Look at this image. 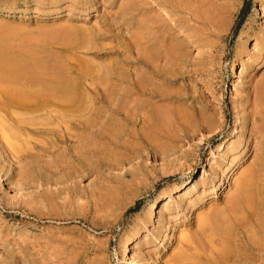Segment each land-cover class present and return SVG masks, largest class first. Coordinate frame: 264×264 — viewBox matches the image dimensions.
<instances>
[{
    "label": "rangeland",
    "instance_id": "374dc122",
    "mask_svg": "<svg viewBox=\"0 0 264 264\" xmlns=\"http://www.w3.org/2000/svg\"><path fill=\"white\" fill-rule=\"evenodd\" d=\"M6 40L71 79L91 149L103 129L102 92L142 91L136 104L113 106L147 122L136 130L145 142L127 144L137 157L104 148L88 158V174L65 183L52 173L54 145L70 134L78 147L83 133L71 120L80 114L6 107L0 93V264H24L25 253L29 264H205L232 247L234 216L246 237L239 253L264 264L251 252L264 254V0H0ZM145 92L150 106L138 107ZM2 125L17 136L6 146ZM99 158L125 163L105 170ZM248 178L253 200L242 196L249 208L241 200L231 212L227 200ZM180 253L194 262L176 263Z\"/></svg>",
    "mask_w": 264,
    "mask_h": 264
},
{
    "label": "bare ground",
    "instance_id": "6f19581e",
    "mask_svg": "<svg viewBox=\"0 0 264 264\" xmlns=\"http://www.w3.org/2000/svg\"><path fill=\"white\" fill-rule=\"evenodd\" d=\"M154 1H159V0H154ZM27 42L30 43L29 40H27ZM11 44L12 43H9L6 40V41H4V43H2V45H0V93H1L2 98L4 100V105H6V107H8L7 106L8 104H15V105L22 106L23 108L31 110V111H36V110H39V109H41L45 106H49V105H57V106H60L62 109H64L63 110L64 112L65 111H67V112H78L80 114L76 117V120H74V119H73V121L71 120L72 125L78 127L83 133V134H81L83 136H81L78 147L73 148L72 146H70V144H69L70 141H69V139H67V136L71 137L70 134H67L65 140H58L56 142V144L54 145V148H56L58 151H60L59 152L60 158L56 162V165L53 168L52 173H56V174L59 173L58 175H59L60 182H65V183L72 182L75 178H82L83 176L88 174L89 173V169L87 166L88 158L90 156L97 157V158L100 157L102 152H103L102 149H104V148L110 147L114 150L118 149V151H120V150L128 151V152H130V155L133 158H135V156L136 157L138 156V152H132L131 151L133 144L131 146L130 145L128 146L127 144L129 142H133L134 139L141 140V141L145 142L143 139L144 137H142L143 135L141 136V134H139V132L136 130L138 129L137 127H139L138 121H139V124L141 123L142 125L146 124L147 121L145 120L144 116L138 117V115L136 113H134V114H136L138 118L133 119L132 118L133 115L132 116L127 115L126 112H125V114L121 113L118 109L114 108L115 105L113 106V104L116 103L115 101H119V100H124L125 103H128V105L130 103L136 104L135 102L138 101L137 100L138 99L137 94L140 96V93L141 94L143 93L142 91H138V93L135 92L137 99H135L136 96L134 98V95L131 92L130 93H123V94L112 93L114 91L101 93V98L99 99V101L103 104V106L105 108L102 117H100V119L103 120V124H102L103 129L101 131H99V130L93 131L94 140H92V141H95V143H94L93 148L91 149V147H89V142L86 139V136L84 134V132L87 130V128L90 127V126L87 127V123H86V117H87L86 116V110H82V112L79 111V110H81L79 107L81 98L79 95L75 94V90H74L75 87H74V84L71 81V79L68 78L60 69H58L56 66L51 64L47 60V58H45L41 53L37 52L36 49L26 50L22 45L13 46ZM19 44H21V43H19ZM145 68L154 74V70L152 69V67L150 65H145ZM151 78H153V77H151ZM136 85H137V83H136ZM145 93L143 95H145L148 98V100L146 99L147 100L146 102H144L145 101L144 100L142 103H140L138 105V107H140V106L149 107L150 106L149 103L153 98L152 97L153 92L152 93H146V94ZM146 103L148 105H146ZM0 107L1 108L4 107L3 102L0 103ZM4 108H3V110L6 109V108L5 109ZM140 110H142V109H140ZM131 111H133V109ZM255 113H256V111H255ZM0 115H2V114L0 113ZM134 117H135V115H134ZM15 128L18 130L20 128V124L15 125ZM2 130H3V133H1V135L3 134V135H5V137L2 135L1 138L3 139V141H5V146H6V140L7 139H9V138L17 139L16 133L12 132V128H10L9 126L2 125ZM0 132H2V131H0ZM72 140H73V138H72ZM8 144L11 147L12 146L14 147V145H11L12 144L11 142H8ZM147 146H148V144L146 145V148H147ZM128 147H131V149H129ZM9 148L7 147V150ZM12 148L10 149V151L13 153H14V151L18 152L17 150H19L18 148H15V149L13 148L14 151H12L13 150ZM50 148H53V147H50ZM7 150H6V152H7ZM133 151H135V150H133ZM124 153L126 154V152H124ZM7 154H9V153H7ZM10 156L12 157V155H10ZM16 156H17V154L15 155V157ZM99 159H101V158H99ZM124 160H126V158ZM16 161H17V159H16ZM124 163L125 162H123L121 160H109V162H106V161L103 162L102 159L99 162V164L101 165V168H103L105 170L123 168ZM89 164H90V161H89ZM72 165H75L77 170H72L71 169ZM231 171L232 172L230 173V175H234L235 170L231 169ZM247 174H250V173H247ZM126 176H127V172H125L121 177L125 178ZM11 180H12V178H11ZM229 180H230V176L227 178V180H225L226 182L222 186L220 185L221 187L219 188V191L216 192V196L223 194L225 192V190L229 186H231L229 183ZM250 181H252V180H250V178H248L246 183H243L238 189H236L234 191V194H233V196H231V199L227 200L228 205L230 207V210H232L231 212H234L237 214V210H239L238 204H240L241 200L243 201V199H245V198H246V201H248V202H251L253 200L252 198H251V201H249V199H248V197L251 196L250 195V190H251ZM44 182H46L47 185L49 184V182L46 180H44ZM244 195H246V197L243 198L242 196H244ZM244 201H243V203L246 205V203H248V202L245 203ZM247 206H248L247 208H249V203ZM252 206L253 205L251 204L250 208ZM227 208L228 207H226V209ZM217 215L220 216L221 214H217ZM252 216L254 217V215H251V217ZM236 217L237 216H234L232 218L231 227H230V232H232L231 233L232 234L231 240H230L232 247L230 246L231 247L230 250L228 248V250L224 253H223V251L226 250L225 247H223L224 250L220 254L218 252L215 253L214 251H213L214 253L213 252L209 253V255H207L204 258L205 260L203 262H205V264H222V259H224L226 257L228 258L229 264H248L246 261V257H244L242 254L243 252L239 253L240 242H243L244 240H246L245 239L246 237H245V234L242 230V227L239 225V223L237 224ZM244 219H245V217H244ZM209 220H211V219H209ZM216 222H217V220L215 221V223ZM219 222H221V221L219 220ZM203 231H205V230L203 229ZM203 231H201V233ZM247 231H246V234H247ZM204 234H205V232H204ZM204 234H203V236L205 237ZM203 236H202V238L204 239ZM198 240H200V238H198ZM200 241H198V242H200ZM198 242H195V243L197 244ZM201 242L204 244L203 241H201ZM215 242H217V241H215ZM188 243L189 242H187V245H188ZM208 243H212V242H208ZM184 244H186V242H184ZM191 244H192V242L190 243V245ZM198 244L200 245V243H198ZM193 245H194V242H193ZM193 245H191V247H193ZM210 245H209V249H210ZM245 245H248L247 241H245ZM183 247H185V246H183ZM191 247H188V248H191ZM214 247H216V246H214ZM130 248L131 247L128 246V250H130ZM204 248L205 247H203V249ZM24 249H26V248H24ZM39 249H41V248H39ZM207 249H208V247H207ZM213 250H215V249L213 248ZM126 252H127V250H126ZM227 252H229L230 255ZM251 252H252V254H255L258 256H264V254H261V253H263V251H261L258 248H251ZM27 254L28 253L24 254V264H29L28 258H30V256ZM52 257H53V254H52ZM55 257H57V256H55ZM38 259H39V257H38ZM50 259H52V258H50ZM190 259L191 258H189L188 256L184 255L183 253H180V255H178L175 262L181 263L182 261L183 262L186 260L189 261ZM57 261L59 262V260H57V258H56V262ZM190 261H192V260H190ZM51 262H53V260ZM192 262H194V261H192ZM41 263H42V259H41ZM199 263H196V264H199ZM38 264H40V263H38ZM43 264H45V263H43ZM224 264H226V263H224Z\"/></svg>",
    "mask_w": 264,
    "mask_h": 264
}]
</instances>
